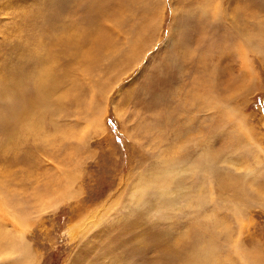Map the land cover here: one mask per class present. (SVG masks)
<instances>
[{
  "label": "rangeland",
  "instance_id": "1",
  "mask_svg": "<svg viewBox=\"0 0 264 264\" xmlns=\"http://www.w3.org/2000/svg\"><path fill=\"white\" fill-rule=\"evenodd\" d=\"M0 264H264V0H0Z\"/></svg>",
  "mask_w": 264,
  "mask_h": 264
},
{
  "label": "bare ground",
  "instance_id": "2",
  "mask_svg": "<svg viewBox=\"0 0 264 264\" xmlns=\"http://www.w3.org/2000/svg\"><path fill=\"white\" fill-rule=\"evenodd\" d=\"M42 96V95H41ZM36 100V99H35ZM4 252V251H3ZM3 255V254H2Z\"/></svg>",
  "mask_w": 264,
  "mask_h": 264
}]
</instances>
